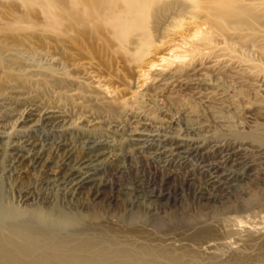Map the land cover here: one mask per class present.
<instances>
[{
	"label": "bare ground",
	"instance_id": "obj_1",
	"mask_svg": "<svg viewBox=\"0 0 264 264\" xmlns=\"http://www.w3.org/2000/svg\"><path fill=\"white\" fill-rule=\"evenodd\" d=\"M1 1L12 9L0 10V149L12 169L40 168L67 199L105 187L102 168L123 171L132 156L202 173L196 195L209 202L254 180L253 155L264 160V0ZM164 47L181 51L175 62L151 59ZM148 84L167 94L169 111L136 91ZM240 112L258 122L243 126ZM72 136L79 158L67 138L51 142ZM153 193V203L171 199ZM250 204L264 212V195ZM244 220L209 218L160 237L131 223L103 241L106 226L77 228L66 213L20 209L0 193V264H264V231Z\"/></svg>",
	"mask_w": 264,
	"mask_h": 264
},
{
	"label": "rangeland",
	"instance_id": "obj_2",
	"mask_svg": "<svg viewBox=\"0 0 264 264\" xmlns=\"http://www.w3.org/2000/svg\"><path fill=\"white\" fill-rule=\"evenodd\" d=\"M0 3H2L0 6H3L0 7V10L5 11L12 9L9 4L5 5V3L1 0ZM14 9H17V7ZM164 50L165 47L161 48L160 53L156 54L151 59L160 61L161 56H164V58L168 57L171 58L165 62V64H168L173 61L175 62L173 57L170 55L181 54V51L178 50V48L176 49V47H171L170 49L168 47L166 48L168 51L173 50L172 54H167L168 51ZM176 57H178V55ZM135 77H137V75ZM150 87L152 91L150 90ZM155 87L156 86L153 84H148L145 85V87L143 86V88L140 87L141 89H137L136 91L140 93L139 95L145 94L152 96V99L149 98V104L153 110L156 111L158 107L164 109L165 111H169L170 107L167 105L168 102L165 101L167 94H156L154 91ZM124 91L129 94L128 97L131 96L132 92L130 90L125 89ZM247 92L249 94H254L255 90ZM229 93L232 95L233 90ZM257 95L260 96V94ZM85 112L86 110L77 111L75 115L84 114ZM240 113H242V115ZM240 113L233 114V118L235 121L242 123L243 126H245L244 124L249 125L253 121L258 122V120L251 117L250 114H246L247 112ZM155 114H157V112H155ZM90 116L95 117L96 115L93 114ZM176 120L178 122V128H180V130L182 129L181 131H184L185 126L183 121L177 117ZM62 138L63 137H56V139L54 138L51 142H65L67 140V143L75 146L73 156L79 158L78 156L80 155L81 148L75 138L73 136L72 138ZM50 155L51 153L49 156ZM62 155H64L62 151H57L55 156L52 155L50 158L52 157L54 161H58L62 158ZM4 156L6 158H4ZM256 157V155H253V160H256L254 161L252 171L255 175L254 180L244 184L243 189L239 191L232 192L229 190V196L224 195L217 197L218 199L215 202H209L205 199L199 200L197 198V192L206 188L205 184L207 177H205L202 173H194L191 169H177L176 167L174 168V166L167 167L164 166L162 162H146L139 159L137 156H132L123 164L125 171H118L116 164L106 165L103 167L101 172L97 175V179L102 183V185H105V187L100 188L98 190L99 192L88 191L78 197L76 196L74 198L67 199L59 195V191H57L58 188L53 183H49L47 181V173L45 171L40 168L33 169L30 167L12 169L10 167L7 154H4V152L0 149V193L3 195L7 203L20 209H39L41 211L54 214L56 212L59 214L66 213L76 220L74 225H76L77 228H81L85 225L106 226L103 233H101V236L96 235L103 241H116V232H113L111 227H125L128 226L127 224L136 223L134 226L140 225L143 227V231L151 232L157 237H160L166 233H170L172 235H175V233L180 234V230L182 233L184 230H187L186 228L190 227L191 224L194 225L200 221L209 220V218L221 220L225 218L245 219L246 221H244L245 223L247 222V226L250 225L249 227H255L264 231V224L260 219L264 217L262 216L264 215V212L256 213L257 210H254L250 204V202L256 197L264 195V160H259L258 158L260 157ZM191 174L194 182L188 187L185 185V180H188L189 177L191 178ZM164 182L168 186L165 185ZM208 191L210 192V190ZM153 192L156 195H169L171 199L170 201L163 200L159 201V203H153L150 199H147ZM239 211L241 212L239 213ZM253 212L256 213V215ZM229 213L232 214L230 215ZM248 218L249 222L247 220ZM114 233L115 235H112ZM119 234H121L120 236H123L122 233ZM257 248L264 251V242H262Z\"/></svg>",
	"mask_w": 264,
	"mask_h": 264
}]
</instances>
